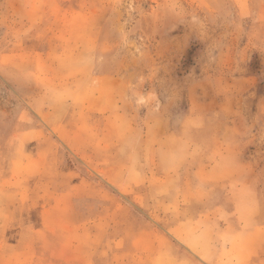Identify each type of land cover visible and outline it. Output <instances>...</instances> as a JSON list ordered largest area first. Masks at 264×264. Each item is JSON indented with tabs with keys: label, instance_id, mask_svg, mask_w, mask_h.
Instances as JSON below:
<instances>
[{
	"label": "rangeland",
	"instance_id": "374dc122",
	"mask_svg": "<svg viewBox=\"0 0 264 264\" xmlns=\"http://www.w3.org/2000/svg\"><path fill=\"white\" fill-rule=\"evenodd\" d=\"M0 264H264V0H0Z\"/></svg>",
	"mask_w": 264,
	"mask_h": 264
}]
</instances>
